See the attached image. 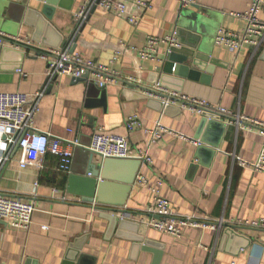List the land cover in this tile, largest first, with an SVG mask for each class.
I'll return each instance as SVG.
<instances>
[{
  "label": "crops",
  "instance_id": "obj_1",
  "mask_svg": "<svg viewBox=\"0 0 264 264\" xmlns=\"http://www.w3.org/2000/svg\"><path fill=\"white\" fill-rule=\"evenodd\" d=\"M57 1L67 7L51 6L47 19L42 1L0 0V32L56 49L70 51L76 44L74 52L108 67L117 78L100 90L91 76L82 82L57 77L39 99L35 128L84 144L96 133L123 136L151 162L140 160L122 206L113 204L118 187L106 192L110 203L90 204L68 192L70 173L85 171L83 151L72 147L70 173H63L49 154L28 152L21 168L23 155L14 147L0 169V195L33 203L37 210L28 230L0 222V264H264V230L237 224L264 220V173L250 166L263 144L259 129L226 116L203 125V115L179 99L204 101L264 123V39L236 54L215 43L219 30H243L245 21L234 14L244 13L251 0H192L186 8L179 0H142L149 5L143 11L128 5L139 19L136 25L93 8L77 33L73 17L88 0ZM259 19L264 21V7ZM175 34L176 44L194 51L195 69L202 76L198 81L158 72L168 43L159 45L154 60L138 54L149 37ZM64 39L65 47L59 48ZM46 72V63L32 48L0 47V93L33 96L46 85ZM156 85L161 89L155 90ZM173 96L164 107L163 101ZM133 115L140 127L128 132L125 122ZM157 122L172 132L154 140L150 131ZM198 139L201 147L192 142ZM100 162L94 157L96 165ZM131 174V167L110 168L118 179ZM154 191L178 219L223 225L187 224L179 237L151 229L147 223L158 217L146 209Z\"/></svg>",
  "mask_w": 264,
  "mask_h": 264
},
{
  "label": "built area",
  "instance_id": "obj_2",
  "mask_svg": "<svg viewBox=\"0 0 264 264\" xmlns=\"http://www.w3.org/2000/svg\"><path fill=\"white\" fill-rule=\"evenodd\" d=\"M179 1L183 8L190 6L193 2L192 0ZM129 4L134 5L137 10L141 11L149 7L148 3L142 0H88L81 11L73 17L74 30L77 33L81 29L93 8H101L118 17H125L130 24L136 25L139 19L130 12L128 8ZM263 7L264 0H251L248 9L244 13L234 14L235 17L245 21L243 30L239 33L219 30L215 38L216 45L224 46L232 54H236L244 45L258 46L264 39V21L259 19V12ZM175 40V36L165 38L149 37L144 49L140 50L138 54L141 59L154 60L160 44L168 43L170 46H176ZM5 46L32 48L36 52V55L47 65V81L41 91L33 96L21 93H0V169L8 160L12 149L18 145V149L21 150L23 155V160L20 163L21 168L26 166V153L31 152L40 155L49 154L57 158L59 171L70 173L73 157L72 147L76 145V142L54 138L48 133L37 131L34 126V120L39 110V99L43 96L49 84L59 76H68L76 80L87 74L88 78L91 76L90 79L94 81L96 86L104 88L108 83L117 78V74L108 67L84 58L78 52L70 53L68 49L35 45L30 41L0 32V47ZM160 89L159 85L155 86V90ZM173 98L176 97H168L166 101H163V106L167 107ZM179 99L201 115H207L208 117L226 116L237 125L245 124L257 127L260 135L263 137V144L257 161L250 166L255 171L264 173V123L247 117L233 115L224 108L213 107L204 101L185 97H180ZM125 127L128 132L139 128L140 122L138 116L133 115L128 117ZM171 132L157 122L154 130L150 131V134L154 140H157L164 133ZM192 142L196 146L201 145L199 140ZM88 149L97 154L101 160L107 158L139 159L146 163L151 162L146 153L140 151L134 152L129 145L128 139L123 136L96 133L93 135ZM240 163L241 165H246L242 161ZM138 182L140 184L145 183L143 179ZM157 185H162V182H157ZM154 192L155 197L146 209L147 213L158 217V219H151L147 223V227L151 229L179 237L181 234L180 227L187 224L211 229H217L223 225L222 221H216L213 224H200L189 219H178L173 214L169 202L162 198L158 191ZM36 210L33 203L0 195V222H5L12 229L28 230L32 224L33 215ZM237 224L239 226L264 230V220L250 223L238 221Z\"/></svg>",
  "mask_w": 264,
  "mask_h": 264
},
{
  "label": "water",
  "instance_id": "obj_3",
  "mask_svg": "<svg viewBox=\"0 0 264 264\" xmlns=\"http://www.w3.org/2000/svg\"><path fill=\"white\" fill-rule=\"evenodd\" d=\"M44 2V10L42 11L43 15L49 19V15L46 10L51 9V6L67 7L63 1L58 2L57 0H39ZM71 0H69L70 2ZM25 2L22 3V5ZM191 29H194L196 26V18H191ZM198 19V18H197ZM193 24V25H192ZM177 38V35L175 34ZM68 39L61 41L59 48H64ZM179 41L176 46H171L169 51L166 53L162 67L158 70L163 75H172L181 79H188L193 81H198L201 76V71L195 69L198 66V61L194 56V51L191 48H181ZM76 49V44L72 45L70 53H73ZM19 68V67H17ZM212 68L208 69L207 73H211ZM88 79V75L85 74L79 79L74 80L75 82H82ZM94 83V81H92ZM95 84V83H94ZM93 84V85H94ZM160 86H163V83H159ZM103 90L104 88H100ZM90 92L91 90L88 89ZM219 117H211V120H208L207 115H203L202 124L210 123ZM199 140V139H198ZM201 143V142H200ZM90 143L84 144L80 140L77 141L75 145L76 151H83L86 157L85 171L84 173H76L72 171L69 176L68 183V192L74 195L82 197V200L85 203H97L105 204L110 203L105 200V194L111 187H118L121 189L118 199H116L115 206H122L125 202L128 191L130 190L131 184L134 183L138 167L140 165V160L138 159H104L101 160L97 165L94 163V157L98 156L88 149ZM202 145V144H201ZM199 145L198 147H201ZM18 148V145L15 146V149ZM112 165H120L131 167L132 174L125 179H118L110 175V168ZM111 204V205H113ZM112 210V209H110ZM116 211V210H113Z\"/></svg>",
  "mask_w": 264,
  "mask_h": 264
}]
</instances>
